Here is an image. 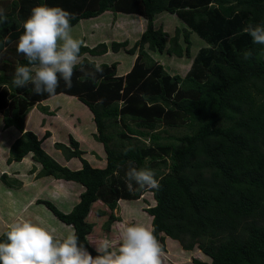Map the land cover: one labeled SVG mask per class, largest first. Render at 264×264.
Returning a JSON list of instances; mask_svg holds the SVG:
<instances>
[{
    "label": "trees",
    "instance_id": "1",
    "mask_svg": "<svg viewBox=\"0 0 264 264\" xmlns=\"http://www.w3.org/2000/svg\"><path fill=\"white\" fill-rule=\"evenodd\" d=\"M41 4L71 13L72 28L106 12L146 19L141 39L127 51L134 54L139 47L133 68L118 76V63L98 64L86 56L107 53V43L95 47L81 43L71 86L59 79L54 94H36L31 84L15 86L16 67L28 63L17 53L22 20ZM0 9L6 17L0 23V113L5 128L14 126L22 132L11 146L8 162L32 153L42 165V175L84 186L69 213L51 201L38 202L72 225L74 235L94 257L101 249L89 239L96 221L104 220V229L111 232L122 222L115 213L118 202L140 199L150 190L156 204L146 211L153 217L152 231L161 253L170 237L184 249L198 247L211 258L194 259L195 264H264V45L253 43L243 31L264 23V0H0ZM163 13L177 15L185 27H177L173 37L164 27L156 28V17ZM194 34L204 44L185 76L171 75L148 52L190 59ZM128 46V40L113 41L111 49L119 52ZM246 52L251 53L249 59L244 58ZM59 94L78 98L92 112L94 138L107 154L105 168L92 167L73 136L70 145L55 147L67 160L79 158L83 166L79 170L62 166L42 147L50 132L39 139L32 130L25 131L30 110ZM43 110L51 113L47 107ZM160 127L189 131L172 136L160 133ZM133 167L153 172L163 167L168 172L156 177L157 188H141L134 181L129 187L127 173ZM98 202L107 209H94ZM119 246L108 245L107 250L117 252Z\"/></svg>",
    "mask_w": 264,
    "mask_h": 264
},
{
    "label": "rangeland",
    "instance_id": "2",
    "mask_svg": "<svg viewBox=\"0 0 264 264\" xmlns=\"http://www.w3.org/2000/svg\"><path fill=\"white\" fill-rule=\"evenodd\" d=\"M129 16L130 15H115L114 13L106 12L99 16L101 18L80 22L79 25L72 28L71 34L74 38L80 40L81 43L92 47H95V45H97L99 42L107 43L109 46L107 53L99 56H86L91 60H95L98 64L103 62L108 63L109 65L118 63L119 65L117 67V74L124 75L127 74L133 66L132 64L134 63L135 56L133 57L129 55L127 49L124 48L119 52H115L111 49V44L113 41L122 42L129 40L130 47L133 46L141 39L140 37L145 31L147 25V22L142 26H140L139 22H136V25L133 26L132 22L128 20L131 19ZM160 26L164 27L165 31L170 33L169 35L173 37L176 28L180 27L182 29L185 27V24L177 15L163 13L157 18V27ZM199 39L200 38L194 34L192 39V58L190 57V59L177 58L176 56L168 55L166 52L163 54L153 53L152 55L160 63L163 62L168 72L185 76L191 68L194 56L198 52L199 48H201L204 44V42ZM45 107H47L53 114L44 111L43 109ZM92 116L93 115L88 110V107L84 105L78 98L66 94H60L56 97L54 96L52 99L45 100L40 104L35 105L30 110V113L26 118L25 130H32L37 134L39 139H43L46 133L50 132L51 136L43 140L42 145L45 149L54 152L55 156L57 157H61L62 155L59 154V151H54L56 148L55 144L64 143L70 145V138L73 136L77 141H79L80 149L84 151L83 156L85 159L87 158L90 160V165L96 168H105L107 165V154L104 145L94 138V134L97 133V129ZM15 128L16 129L12 130L8 129V132H6L3 114L0 113V151L4 150L5 153V150L8 148L7 145L9 143V139L16 141L17 137L20 135L21 131L17 127ZM158 130L162 134L167 132V134L172 136H182L188 133L187 131H189L185 128L182 129L174 127H160ZM120 140L123 141L122 139ZM136 140L137 138H133V141ZM142 142L145 144H152L149 139H143ZM76 162L73 164L77 165ZM164 172H168V169L162 167L161 169L156 170L154 172L155 177L160 179ZM0 180L2 182L4 181V179L1 177ZM6 182L5 184L9 185V180H6ZM4 192V189H0V198ZM6 193H8L10 197L14 196L12 191H6ZM127 203L128 204L125 208L122 204V206L117 208L115 211L116 215L122 218V222L115 223L111 232H107L104 229V220L103 222L101 221L102 219L96 221L97 225L93 232L94 234L91 237L92 241H94L96 238L98 240L101 239L99 242H94L97 247L101 248L104 245L102 244L103 242L107 243L109 246H112V248L118 247L122 241L123 229L128 225H144L152 230L150 225H152L153 218L146 210L147 208L156 204L153 193L148 190L141 196L140 199L129 200ZM54 204L60 210H62L61 206L64 209V205H61V203L56 202ZM3 205L5 204L0 203L1 210H3V207H5ZM100 206L107 209V207L102 202L95 204L94 209ZM34 208L30 209L29 211L27 210L28 215H32L33 217L31 219L33 223L34 220L38 219L35 216H39V220L35 221V223L47 228L54 237L65 239L68 236V233L66 232L67 230L70 231V228H68L66 223L59 221L58 218L57 220L53 213H44L43 210L46 211L47 208L43 205H41L40 208L39 206ZM3 213L6 215V212ZM16 213L17 212H14V216ZM23 214L24 212L22 214H18L17 216ZM48 215H50V217ZM103 219L107 220V217ZM90 220L91 222L95 220L94 214L91 215ZM3 227V223L0 222V230H2ZM106 237L108 238L107 242L104 240ZM165 245L167 250L162 252L160 256L162 259H164V264H195L194 259L204 262H211V258L204 254L198 247H195L193 250H186L179 241L171 239L170 237L165 238Z\"/></svg>",
    "mask_w": 264,
    "mask_h": 264
},
{
    "label": "clouds",
    "instance_id": "3",
    "mask_svg": "<svg viewBox=\"0 0 264 264\" xmlns=\"http://www.w3.org/2000/svg\"><path fill=\"white\" fill-rule=\"evenodd\" d=\"M0 9V23L5 20ZM72 14L55 6L41 4L32 8L23 21V32L17 41V53L28 63L15 69L12 83L17 87L32 85L36 94H54L63 79L71 86L73 70L81 59V42L71 34ZM253 43L264 45V23L243 29ZM250 52L244 58L249 59ZM129 187L134 181L141 188L158 187L154 172L148 168H130ZM105 243L94 257L76 235L56 240L45 227L30 220L9 226L6 238L0 240V264H161V248L154 232L139 224L123 229L117 252L107 250Z\"/></svg>",
    "mask_w": 264,
    "mask_h": 264
},
{
    "label": "crops",
    "instance_id": "4",
    "mask_svg": "<svg viewBox=\"0 0 264 264\" xmlns=\"http://www.w3.org/2000/svg\"><path fill=\"white\" fill-rule=\"evenodd\" d=\"M118 14L130 15L129 18H131V19H128V20H130L132 22L133 26L136 25V22H139L140 26H142L143 24H145L147 22L146 19H144L143 17H141L137 14H125V13H118ZM115 15H117V14H115ZM98 18H101V17L91 18V19L82 20V21H89V20L98 19ZM157 18H158V16L156 17V20H155L156 28H158L157 27ZM146 28H147V25H146ZM143 33H142V35H143ZM142 35H141V37H142ZM99 43H102V42H99ZM133 46H131V47H133ZM90 47H92V46H90ZM128 47L131 48L130 47V41H129ZM128 47H126L127 51L129 49ZM139 51L140 50L138 47L134 54L129 53V55H131L133 57L135 56L134 63L132 64L133 66H134L135 61L137 60V58L139 56ZM148 52L153 58H154V56L152 55L153 53L163 54L160 52H156V51L154 52V51H150V50H148ZM159 64H161L165 67L163 62L162 63L159 62ZM118 65H117V67H118ZM133 66L131 67V69L133 68ZM165 69H166V67H165ZM166 71H168V70L166 69ZM170 74L175 75L172 73H170ZM124 75H126V74H124ZM124 75H118V76H124ZM52 98H54V97H52ZM52 98H49V99H52ZM88 110L90 111L89 108H88ZM91 114H92V112H91ZM5 129H6V132H8V129L12 130V129H16V128L13 126L10 128H5ZM25 131H27V130H25ZM21 135H22V132L17 137V139L19 137H21ZM14 143H15V141L13 139H9V143L7 145L8 148H7V150H5V153H4V150L0 151V177L3 179L5 178L7 181L9 180V185H11V186H9V185L5 184L4 181L2 182L0 180L1 181L0 189L5 190L2 197L0 198V203L5 204L3 206L6 207V208L3 207V210L0 209V222H2L4 225L2 230H0V238L3 235V233L9 228V226L12 225L13 223L19 222L21 220L32 221L31 219L33 217H32V215L31 216L28 215L27 210L29 211L30 209L37 207V206H39V208H40L41 205H43L47 208L46 205L39 203L38 200H46L47 199V201H51L53 204L56 202L61 203V205H64V209L61 206V209H62L61 211L64 213H69L79 203L80 196L85 190L84 186L81 185L80 183H77L74 181H68V180H64V179H57L54 176L42 175L41 174L42 165L39 162L34 160L32 153L28 154L25 158H23L22 161L8 162V159L10 157V149ZM42 147H43V145H42ZM45 150H47L46 152H48L49 155L51 154L50 156L53 157L59 164H61L62 166H65V167L69 166L68 168H70L71 170H79L83 166L82 162L80 161L79 158H72L71 160H67L64 157V155L62 154V152L58 149L56 150V148L54 151H59L60 152L59 154L62 155L61 157L55 156V153L52 151H49L48 149H45ZM87 160L90 162L89 159H87ZM74 162H76L77 165H74L73 164ZM6 191H12L14 193V196L10 197L9 194L6 193ZM127 201H129V200H120L118 202V204H119L118 208L120 206H122V204L125 208L128 204ZM3 212H6V215ZM14 212H17L15 216H14ZM23 212H24L23 215L17 216L18 214H22ZM43 212L44 213L46 212V214L53 213L49 208H47L46 211L43 210ZM48 216L50 217V215H48ZM35 217H37L38 219L34 220V223H35V221L39 220V216H35ZM54 217L57 219V217L55 215H54ZM59 221H61V220H59ZM150 227H152V225H150ZM68 228H70L69 229L70 231L67 230L66 233H68V235L74 234L75 231H74L73 226L68 225ZM91 236L89 237V239L92 238ZM100 240L101 239L98 240L96 238L94 240V242H96V241L99 242Z\"/></svg>",
    "mask_w": 264,
    "mask_h": 264
}]
</instances>
